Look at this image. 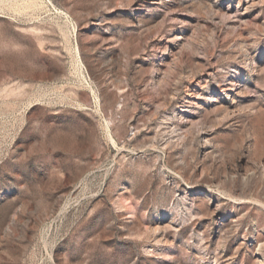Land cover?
I'll return each mask as SVG.
<instances>
[{
  "label": "rangeland",
  "instance_id": "374dc122",
  "mask_svg": "<svg viewBox=\"0 0 264 264\" xmlns=\"http://www.w3.org/2000/svg\"><path fill=\"white\" fill-rule=\"evenodd\" d=\"M239 155L264 0H0V264H257L264 210L215 192L264 199Z\"/></svg>",
  "mask_w": 264,
  "mask_h": 264
},
{
  "label": "bare ground",
  "instance_id": "6f19581e",
  "mask_svg": "<svg viewBox=\"0 0 264 264\" xmlns=\"http://www.w3.org/2000/svg\"><path fill=\"white\" fill-rule=\"evenodd\" d=\"M77 49V47H76ZM76 57H75V63L74 68L75 71L79 72L80 78H82L85 82L88 83V76L86 74L85 65L82 62L79 51H76ZM99 99V98H98ZM238 159H241L243 162L240 166V169L242 171V174L246 177H250L251 175L259 176L261 179L264 180V157H256L252 158L250 160H245L243 156H238ZM212 167L215 168V180L217 181L216 185L220 183L222 185V182L224 180H227L230 176H238V167L237 165H234L233 163H224L220 161H214L212 163ZM236 182V180H234ZM220 187V186H217ZM216 195L220 197V194H224L225 196L231 198L232 202L237 203H250L251 206L254 208L264 210V199L260 198H251L249 200H246V198H238L234 196L232 193L224 192L221 190H215ZM221 198V197H220ZM217 201L220 202V199L217 198ZM257 264H264V259L259 258L257 260Z\"/></svg>",
  "mask_w": 264,
  "mask_h": 264
}]
</instances>
